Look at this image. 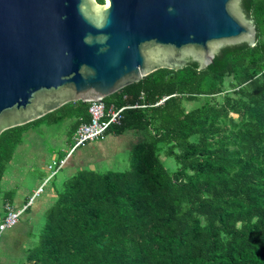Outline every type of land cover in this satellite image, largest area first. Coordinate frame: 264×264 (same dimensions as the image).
Instances as JSON below:
<instances>
[{
  "label": "trees",
  "instance_id": "obj_1",
  "mask_svg": "<svg viewBox=\"0 0 264 264\" xmlns=\"http://www.w3.org/2000/svg\"><path fill=\"white\" fill-rule=\"evenodd\" d=\"M241 5L256 46L223 47L204 70L160 69L104 99L138 106L108 131L141 133L130 168L67 179L23 264H264V0ZM89 107L3 132L0 187L27 127L72 120L71 139Z\"/></svg>",
  "mask_w": 264,
  "mask_h": 264
},
{
  "label": "water",
  "instance_id": "obj_2",
  "mask_svg": "<svg viewBox=\"0 0 264 264\" xmlns=\"http://www.w3.org/2000/svg\"><path fill=\"white\" fill-rule=\"evenodd\" d=\"M242 0H0V136L160 69L257 44ZM192 57V60H187Z\"/></svg>",
  "mask_w": 264,
  "mask_h": 264
},
{
  "label": "crops",
  "instance_id": "obj_3",
  "mask_svg": "<svg viewBox=\"0 0 264 264\" xmlns=\"http://www.w3.org/2000/svg\"><path fill=\"white\" fill-rule=\"evenodd\" d=\"M111 106L118 108L116 107V105H111ZM48 125L51 126L45 121H39L27 127V129L24 132L23 142L17 147L11 162L8 164L6 168V171H5V174L2 180L6 178V172L8 170V167L13 166V168H15L16 165H13V162H15V160L18 159V157H16V154L18 151L22 153V151L26 150L28 148L27 146H29V148L34 147V150L37 149L36 152L34 151L35 154L41 153L40 157L44 156L42 155L44 152L40 151L41 148L39 145L42 141L40 136H41V131L45 127H48ZM74 126H75V121H72L68 129L69 137L73 134L72 131L74 129ZM142 141H143V137L140 135L138 131L130 130L120 135L116 134L115 132H108L103 139L87 144L86 146L82 147L83 150H81L82 148H79L71 156H69L70 150L68 152L65 151L62 157H58L57 153L53 152V154L51 153L49 155V159L51 158V161L49 164H45V162L41 163L44 171L46 169L48 170L47 174L50 173L51 171V174H49L50 176L45 179L44 173L39 174L32 188L31 187L24 188L16 184L17 183L16 180L19 176L16 174V171H13V168H12L11 172H13L12 174L13 176L11 178L10 187L16 191V194H15V197L11 198V202H7V204L4 202V200L0 201V223L4 220L6 216L5 207L7 205H11L17 210H23L24 206L27 204L29 198L33 195V193H35V191H37V189L40 186H42V184L46 180H48L54 175L49 180L50 183H52L51 190L45 193V189H44L41 196L22 214L20 218L19 223L21 222L20 224H22L23 222L24 224L28 226L27 227L28 229L22 232V236H20L21 233L17 234L15 231L10 233V235L12 236V239L17 238L13 242V247H12L14 249L13 255L15 256V258L13 259H16L14 264L17 263L18 260L26 259L27 253L29 250V246H27V243L30 242L29 241L30 239L32 238L35 239V237H37L36 236L37 233H33L32 231H30L31 224L36 223L38 221L37 218L41 213L44 218L45 212L56 202L58 198V193L62 189L63 184L67 179L75 175L81 169H85V168L91 169L90 167L93 165H97L98 168L99 166L104 167L105 165L109 164L112 161V158L116 157V155H118L119 152L124 151L126 149H130V151L133 152L135 147L139 145ZM70 142L73 143V138L70 139ZM62 160H64L63 165H61L58 168L56 167L57 171L55 169L56 173L53 174L54 170L50 169L51 166H54V165L56 166L57 164L61 163ZM31 169L33 170V168ZM64 169H67L66 177L59 176L62 173V171H64ZM1 183H3V181ZM13 190L6 191L4 189L2 192H4V194L6 193L12 194ZM29 245H32V243L30 242ZM11 246H12V243H11ZM3 249H4V252L7 254L8 249L6 247H3ZM0 264H10V261L6 257V255L5 256L0 255Z\"/></svg>",
  "mask_w": 264,
  "mask_h": 264
},
{
  "label": "rangeland",
  "instance_id": "obj_4",
  "mask_svg": "<svg viewBox=\"0 0 264 264\" xmlns=\"http://www.w3.org/2000/svg\"><path fill=\"white\" fill-rule=\"evenodd\" d=\"M108 100H112L111 96L109 97ZM47 122L50 123L51 126L48 125V127H45L41 131L40 137L42 141L39 145L41 148L40 151L44 152L42 154L44 156L40 157L41 153L35 154L37 149L34 150V147L29 148V146H27L28 148L26 150H23L22 153L19 151L17 152L16 157H18V159L15 160V162H13V165H16L15 166L16 170L15 168H13V166L8 167V170L6 172V178L2 180L3 183H1V187H0V191H1L0 201L3 200V198L5 197L4 192H2L4 189L6 191L13 190V188L10 187L11 178L13 176L12 175L13 172H11L12 168H13V171H16V174L19 176L16 180L17 182L16 184L20 185V187H24V188L31 187L32 188L39 174L44 173L45 179L50 176L49 174H51V171L50 173L47 174L48 172L47 169L44 171L41 163L45 162V164H49L51 161V158L49 159V155L51 153L53 154V152H56L58 157H62L65 151L68 152L70 150L73 143L70 142V138L68 135V129L70 127V124L72 123V120H67L59 124H55L54 122H51V121H47ZM81 150H83V148ZM131 154L132 152L130 151V149H126L124 151L119 152L118 155H116V157H113L112 161L109 164L105 165L104 167L99 166L98 168L97 165H93L90 168L93 170L99 171V172H105L109 170L125 171L130 168ZM31 168H33V170ZM51 169L55 170L56 167L52 166ZM66 175H67V169H64V171H62V173L59 176L66 177ZM48 183L49 184H47L45 187V193H47L52 188V183H50V181ZM15 194H16V191L13 190L12 197H15ZM41 215L42 213L38 216L37 218L38 221L36 223L31 224L30 231H32L33 233H37V234L40 233L43 220H44L43 215L42 216ZM20 223L16 228H13L10 231H6L1 241L0 255L1 256L6 255V257L10 261V264H14L16 260V259H13L15 258V256L13 255L14 249L12 247H13V242L17 239V238L12 239V236L10 235V233L15 231L17 234L21 233L20 236H22V232L28 229L27 228L28 226L26 224H24L23 222L22 224ZM33 240L35 241L36 239L32 238L29 241L32 243ZM11 243H12V246H11ZM29 243H27V246H29L30 248L31 245H29ZM3 247H6L8 249L7 254L4 252ZM23 260L24 259L18 260L17 263L15 264H23L24 262Z\"/></svg>",
  "mask_w": 264,
  "mask_h": 264
},
{
  "label": "built area",
  "instance_id": "obj_5",
  "mask_svg": "<svg viewBox=\"0 0 264 264\" xmlns=\"http://www.w3.org/2000/svg\"><path fill=\"white\" fill-rule=\"evenodd\" d=\"M162 102L163 100L161 101V103ZM89 103H90L89 114L91 116V121L88 123H82L78 127L73 137V144L69 151V156H71L79 148H82L91 142H95L103 139L112 126L121 125L122 120L124 118L125 110L138 107V106H128L122 108H115L113 106L107 107L104 100H95ZM63 163L64 160H62L61 163L57 164L56 166L54 165L53 167L58 168L61 165H63ZM56 171L54 170L53 174H55ZM51 178L46 180L42 184V186H40L37 189V191L33 193V195L29 198L27 204L24 206L23 210H17L11 205H7L5 207L7 215L4 221L0 223V244L4 233L18 225L22 214L41 196L42 192L44 191L47 183Z\"/></svg>",
  "mask_w": 264,
  "mask_h": 264
},
{
  "label": "flooded vegetation",
  "instance_id": "obj_6",
  "mask_svg": "<svg viewBox=\"0 0 264 264\" xmlns=\"http://www.w3.org/2000/svg\"><path fill=\"white\" fill-rule=\"evenodd\" d=\"M190 59L192 60V57H188V58H187L188 61H189Z\"/></svg>",
  "mask_w": 264,
  "mask_h": 264
},
{
  "label": "bare ground",
  "instance_id": "obj_7",
  "mask_svg": "<svg viewBox=\"0 0 264 264\" xmlns=\"http://www.w3.org/2000/svg\"><path fill=\"white\" fill-rule=\"evenodd\" d=\"M6 215H7V213H6ZM5 218H6V216H5ZM5 218H4V219H5ZM3 221H4V220H3ZM3 221H2V222H3Z\"/></svg>",
  "mask_w": 264,
  "mask_h": 264
}]
</instances>
